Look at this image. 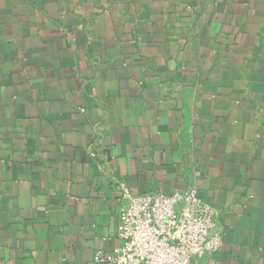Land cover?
<instances>
[{"label":"crops","instance_id":"crops-1","mask_svg":"<svg viewBox=\"0 0 264 264\" xmlns=\"http://www.w3.org/2000/svg\"><path fill=\"white\" fill-rule=\"evenodd\" d=\"M190 186L193 264H264V0H0V264H107L125 191Z\"/></svg>","mask_w":264,"mask_h":264},{"label":"built area","instance_id":"built-area-1","mask_svg":"<svg viewBox=\"0 0 264 264\" xmlns=\"http://www.w3.org/2000/svg\"><path fill=\"white\" fill-rule=\"evenodd\" d=\"M123 186V184L121 185ZM129 205L118 225L119 243L109 252H94L107 264H193L223 243L216 230L214 207L194 186L169 194H123Z\"/></svg>","mask_w":264,"mask_h":264}]
</instances>
